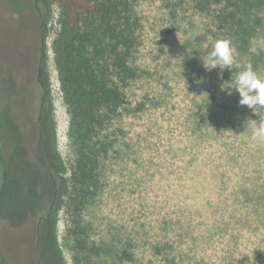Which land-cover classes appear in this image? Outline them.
I'll return each instance as SVG.
<instances>
[{"label":"rangeland","instance_id":"374dc122","mask_svg":"<svg viewBox=\"0 0 264 264\" xmlns=\"http://www.w3.org/2000/svg\"><path fill=\"white\" fill-rule=\"evenodd\" d=\"M195 5L136 0L138 76L127 89V110L113 124L115 149L88 197L74 203L75 143L52 47L59 4L50 6L42 37L34 5L0 0V247L6 264L39 263V221L51 208L65 264H264V138L253 139L246 126L264 111L239 106L230 88L235 79L228 81L224 71L218 77V67L205 69L221 35ZM42 60L51 113L43 124L45 145L51 154L55 146L70 186L57 199L60 207L48 161L37 149ZM45 246L51 255L52 244Z\"/></svg>","mask_w":264,"mask_h":264},{"label":"trees","instance_id":"16d2710c","mask_svg":"<svg viewBox=\"0 0 264 264\" xmlns=\"http://www.w3.org/2000/svg\"><path fill=\"white\" fill-rule=\"evenodd\" d=\"M26 1L35 9L36 1L39 2L45 21L50 6L55 2L59 4V31L52 47L61 91L70 115L71 138L75 143L78 179L72 186L71 200L75 203L88 197L90 188L96 186L99 179L97 170L115 149L116 142L111 131L113 124L127 110V89L138 76L135 59L142 24L136 0ZM194 1L196 11L216 24L221 39L228 37L234 46L235 63L223 74L227 80H234L248 63L258 74L263 72L264 51L253 55L248 49L250 46L260 47V41L264 40V0ZM219 34L216 37H220ZM38 81L43 99L36 127V132H39L37 149L43 151L48 161L49 167L46 168L53 185V198L56 207H60L57 199L67 195L70 186L62 176L63 163L55 146L51 154L45 145L43 124L51 113L48 110L49 80L44 67L40 69ZM3 131L4 110L0 92V134ZM41 161L45 162V158ZM42 224L47 227V234L42 240V264H65L57 244L55 222L47 219ZM48 242L54 249L51 255L45 248ZM0 264H6L1 247Z\"/></svg>","mask_w":264,"mask_h":264},{"label":"clouds","instance_id":"9594fccd","mask_svg":"<svg viewBox=\"0 0 264 264\" xmlns=\"http://www.w3.org/2000/svg\"><path fill=\"white\" fill-rule=\"evenodd\" d=\"M248 51L253 55H260V52L264 51V40L260 41V47L250 46ZM234 63L235 57L231 41L219 39L208 54L207 63L203 62V65L208 71L218 67L220 69L218 77L222 78L223 71L231 69ZM221 88L224 89L223 85ZM230 88L239 94V106H247L257 115L264 111V77L254 70L251 63L246 64L244 69L236 74L234 85ZM259 117V122L254 120L246 122V126L253 128V139L264 138V115H259Z\"/></svg>","mask_w":264,"mask_h":264},{"label":"flooded vegetation","instance_id":"af4514ba","mask_svg":"<svg viewBox=\"0 0 264 264\" xmlns=\"http://www.w3.org/2000/svg\"><path fill=\"white\" fill-rule=\"evenodd\" d=\"M36 11H37V14L39 15V17L41 18V31H42V37H44V32H45V19H44V14L42 13L41 9L39 8V2L36 1ZM42 57H44L42 55ZM43 59V58H42ZM44 67V64H43V60L41 62V64L39 65V68H38V77H37V80L39 78V72H40V69ZM39 83V81H38ZM52 210L53 208L49 209V213L47 214V216H42L40 218V221H39V228H38V236H39V243H38V246H37V252L40 253V258H39V263L38 264H42V261H43V256L42 254L44 253L43 251V246H42V243H41V238L43 240V235L46 233L47 234V227L42 224L43 221L47 220L48 221L51 219V213H52ZM42 231V232H41Z\"/></svg>","mask_w":264,"mask_h":264}]
</instances>
